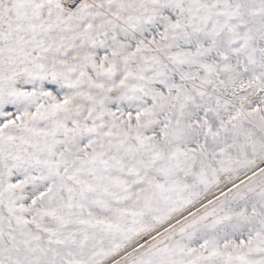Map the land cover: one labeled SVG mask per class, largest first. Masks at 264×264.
<instances>
[{
  "label": "snow or ice",
  "instance_id": "snow-or-ice-1",
  "mask_svg": "<svg viewBox=\"0 0 264 264\" xmlns=\"http://www.w3.org/2000/svg\"><path fill=\"white\" fill-rule=\"evenodd\" d=\"M0 264H264V0H0Z\"/></svg>",
  "mask_w": 264,
  "mask_h": 264
}]
</instances>
